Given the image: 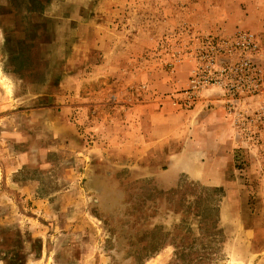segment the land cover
Returning <instances> with one entry per match:
<instances>
[{
    "label": "rangeland",
    "instance_id": "obj_1",
    "mask_svg": "<svg viewBox=\"0 0 264 264\" xmlns=\"http://www.w3.org/2000/svg\"><path fill=\"white\" fill-rule=\"evenodd\" d=\"M239 31L264 64V0H0V264H264V89L185 93Z\"/></svg>",
    "mask_w": 264,
    "mask_h": 264
},
{
    "label": "built area",
    "instance_id": "obj_2",
    "mask_svg": "<svg viewBox=\"0 0 264 264\" xmlns=\"http://www.w3.org/2000/svg\"><path fill=\"white\" fill-rule=\"evenodd\" d=\"M191 50L193 67L187 95L216 88L227 102L257 94L264 89V64L256 57L253 34L239 31L232 36L197 38Z\"/></svg>",
    "mask_w": 264,
    "mask_h": 264
},
{
    "label": "crops",
    "instance_id": "obj_3",
    "mask_svg": "<svg viewBox=\"0 0 264 264\" xmlns=\"http://www.w3.org/2000/svg\"><path fill=\"white\" fill-rule=\"evenodd\" d=\"M221 101H222V100H221L220 98L217 99V100H216V99H215V100L213 99V100H211V103H212L213 105H215L216 103H221ZM213 105H212V106H213ZM215 106H217V105H215ZM215 108H216V107L211 108V111H213ZM217 108H219V107H217ZM216 110H217V109H216ZM183 151H185V149H183Z\"/></svg>",
    "mask_w": 264,
    "mask_h": 264
}]
</instances>
